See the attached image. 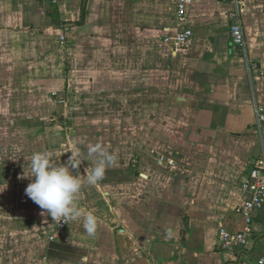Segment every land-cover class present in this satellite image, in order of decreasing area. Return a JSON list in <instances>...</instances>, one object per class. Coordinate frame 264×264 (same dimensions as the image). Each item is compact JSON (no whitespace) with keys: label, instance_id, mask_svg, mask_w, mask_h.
I'll use <instances>...</instances> for the list:
<instances>
[{"label":"crops","instance_id":"crops-1","mask_svg":"<svg viewBox=\"0 0 264 264\" xmlns=\"http://www.w3.org/2000/svg\"><path fill=\"white\" fill-rule=\"evenodd\" d=\"M242 1L244 50L229 37L233 6L218 0H193L182 20L174 0H0V264L264 258L261 212L247 245L217 239L243 229L241 188L264 159V0ZM180 30L193 34L185 51L160 43ZM96 144L114 163L89 186ZM77 145L74 203L97 228L69 219L50 241L57 221L25 195V175L34 152L60 165Z\"/></svg>","mask_w":264,"mask_h":264},{"label":"clouds","instance_id":"clouds-1","mask_svg":"<svg viewBox=\"0 0 264 264\" xmlns=\"http://www.w3.org/2000/svg\"><path fill=\"white\" fill-rule=\"evenodd\" d=\"M82 155L83 152L77 145L65 164L56 165L53 151L34 152L29 164L30 174L25 175L30 180L25 188V195L40 207L42 215L50 216L53 221L66 222L83 217L84 230L88 235H94L97 228L96 216L84 213L74 203L82 182L77 174H73V170L78 169ZM87 156L95 158V163L91 171L85 169V182L89 186H95L104 179L107 168L114 163V157L99 144L88 148Z\"/></svg>","mask_w":264,"mask_h":264},{"label":"built area","instance_id":"built-area-1","mask_svg":"<svg viewBox=\"0 0 264 264\" xmlns=\"http://www.w3.org/2000/svg\"><path fill=\"white\" fill-rule=\"evenodd\" d=\"M38 4H46L51 8L58 6L61 0H34ZM193 0H174V5L179 19L185 18V10ZM227 2L233 6V9L228 13L229 18V37L232 45L240 50L245 48V35L241 22L242 0H218ZM193 41V34L190 30H180L173 35L163 34L161 36V44L170 46L176 52H183L189 48ZM59 43H65L64 36H60ZM57 99L62 102V98L57 96ZM255 116L257 122L264 123V108H256ZM136 161H132L133 166ZM242 194L247 196L239 208L238 212L243 219V229L240 232H229L225 229H220L217 234L218 244L221 249L227 250L233 247H243L248 244L251 236V224L253 215L261 212L264 214V159L258 160L249 172V182L241 188ZM66 222H56L53 234L49 237L52 241L60 237L65 229ZM257 264H264V258L260 259Z\"/></svg>","mask_w":264,"mask_h":264},{"label":"trees","instance_id":"trees-1","mask_svg":"<svg viewBox=\"0 0 264 264\" xmlns=\"http://www.w3.org/2000/svg\"><path fill=\"white\" fill-rule=\"evenodd\" d=\"M83 17H84V9H82V11H81V20L77 24H81L82 23Z\"/></svg>","mask_w":264,"mask_h":264},{"label":"water","instance_id":"water-1","mask_svg":"<svg viewBox=\"0 0 264 264\" xmlns=\"http://www.w3.org/2000/svg\"><path fill=\"white\" fill-rule=\"evenodd\" d=\"M58 121H60V122H61V121H62V118H61V117H59V118H58Z\"/></svg>","mask_w":264,"mask_h":264}]
</instances>
